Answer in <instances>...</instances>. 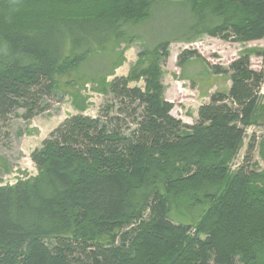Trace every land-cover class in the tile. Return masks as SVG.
<instances>
[{"label": "trees", "instance_id": "obj_1", "mask_svg": "<svg viewBox=\"0 0 264 264\" xmlns=\"http://www.w3.org/2000/svg\"><path fill=\"white\" fill-rule=\"evenodd\" d=\"M159 1L58 0L64 11L35 6L25 14L21 6L16 18L0 21V144L13 116L29 121L47 111L67 94L61 86L78 111L32 151L35 176L0 181V264H140L147 251L167 252L168 264H264V168L252 163L255 136L235 167L247 130L264 127V46L260 70L251 52L227 68L212 66L231 86L212 94L193 124L175 117L165 97L169 41L139 52L127 76H115L123 52L112 72L82 71L124 38L122 23L148 18ZM165 1L190 6L188 43L204 35L264 40V0ZM196 57L183 51L178 64ZM87 83L107 98L97 116L85 114ZM179 197L210 204L198 223L175 217Z\"/></svg>", "mask_w": 264, "mask_h": 264}, {"label": "rangeland", "instance_id": "obj_2", "mask_svg": "<svg viewBox=\"0 0 264 264\" xmlns=\"http://www.w3.org/2000/svg\"><path fill=\"white\" fill-rule=\"evenodd\" d=\"M9 0L7 7H0V21L9 16L16 18L13 12L21 11L24 6L25 14L40 7L42 10L56 12L64 11L65 5L57 3L58 0ZM170 4V3H169ZM165 0L156 3L149 12L148 18L131 20L122 23L124 38L119 41H111L107 50L93 55L82 67L83 73L93 77H100L113 71L120 53L123 52L125 62L115 70V76H127L131 66L137 62L139 52L145 48L154 47L160 42H170V56L164 65V83L166 86L165 97L174 103L172 114L183 122L193 124L198 108L210 101V96L216 92H227L231 86L228 75L216 74L212 70L213 65H221L225 68L243 52H251V63L255 70L262 68L260 57L264 40L248 43L234 42L204 35L195 42L188 43L185 40L189 36L188 26L192 24L190 6L175 3L170 6ZM43 5V6H42ZM23 11V10H22ZM95 11V10H94ZM97 11V10H96ZM13 14V15H11ZM20 22L19 20H13ZM119 42V43H118ZM116 43V45H115ZM111 46V47H110ZM197 51L201 58H190L183 66H179V56L183 51ZM110 76L108 80H112ZM131 85H143V81L133 82ZM60 92L67 94L62 100H54L47 111L35 116L32 120L25 121L13 116L8 125L9 138L0 144V181L2 184H14L19 179H26L37 174V168L31 159L34 149L40 147L42 142L56 129L66 118L78 113L68 95V88L64 86ZM78 90L76 87L74 90ZM74 92V91H73ZM80 92L87 100L85 114L97 116L100 107L106 102V96L93 89L91 83L85 84ZM264 94V85L262 87ZM62 95V94H61ZM21 113V111H20ZM255 136L258 146L254 152L252 163L258 168H264V159L261 155V142L264 140V127H250L244 145L235 161V167L242 164L247 151V145ZM209 203L197 204L189 197H179L175 217L184 223H198L207 212ZM227 243H235L234 238ZM167 252L155 256L151 252H144L140 257V264H168Z\"/></svg>", "mask_w": 264, "mask_h": 264}]
</instances>
